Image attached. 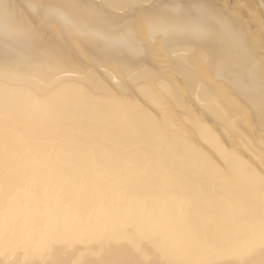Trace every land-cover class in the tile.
Masks as SVG:
<instances>
[{
  "label": "bare ground",
  "instance_id": "obj_1",
  "mask_svg": "<svg viewBox=\"0 0 264 264\" xmlns=\"http://www.w3.org/2000/svg\"><path fill=\"white\" fill-rule=\"evenodd\" d=\"M0 264H264V0H0Z\"/></svg>",
  "mask_w": 264,
  "mask_h": 264
}]
</instances>
